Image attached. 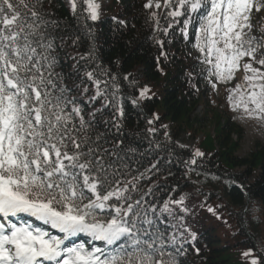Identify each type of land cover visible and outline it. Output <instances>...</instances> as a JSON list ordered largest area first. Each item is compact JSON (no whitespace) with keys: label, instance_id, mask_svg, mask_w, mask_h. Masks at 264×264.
<instances>
[{"label":"snow or ice","instance_id":"obj_1","mask_svg":"<svg viewBox=\"0 0 264 264\" xmlns=\"http://www.w3.org/2000/svg\"><path fill=\"white\" fill-rule=\"evenodd\" d=\"M66 5L94 41L87 21L100 18L98 0ZM60 7L59 0H0V264H183L185 244L197 240L185 197L157 205L146 199L152 188L133 195L157 165L133 174L120 77L97 62L94 43L63 71L61 48L69 40L78 47L79 36ZM142 7L154 32L179 28L213 90L242 74L225 88L226 102L264 125V28L253 23L264 0H146ZM123 79L135 85L131 74ZM150 91L141 88L133 105ZM158 120L153 114L148 124ZM204 156L196 149L186 167L194 170ZM230 184L249 194L238 178ZM219 208L207 211L223 220ZM242 256L264 264L252 248Z\"/></svg>","mask_w":264,"mask_h":264},{"label":"trees","instance_id":"obj_2","mask_svg":"<svg viewBox=\"0 0 264 264\" xmlns=\"http://www.w3.org/2000/svg\"><path fill=\"white\" fill-rule=\"evenodd\" d=\"M59 2L58 14L79 36L78 47L69 40L61 48L63 71H72L75 60L71 57L87 52L94 43L97 62L120 77L125 112L121 132L125 143L136 149L127 156L133 174L157 165L146 173L149 178L141 181L140 192L133 195L138 198L152 188L146 199L157 205L171 197H185L189 209L186 222L197 233V240L185 244L187 254L179 257L183 264H248L242 252L249 248L264 256V146L256 142L246 156L237 154L244 132L229 112L220 108L221 100L201 115L193 114L205 102L195 94L204 76L199 75V53L187 52L192 44L183 39L179 28L170 30L168 36L154 32L142 7L144 0H110L96 22L87 21L94 41L83 27L84 21L74 20L66 3ZM260 17L264 14L253 17L257 30L264 28ZM154 36L163 43H156ZM127 74L135 85L123 79ZM145 86L151 90L150 98L133 105L132 100ZM153 114L159 120L150 125ZM153 127L157 131L149 132ZM182 132L199 138L191 146H183L177 142ZM196 149L205 156L197 158L190 171L186 162ZM235 178L249 190L247 196L238 184H230ZM217 205L223 220L207 211Z\"/></svg>","mask_w":264,"mask_h":264},{"label":"rangeland","instance_id":"obj_3","mask_svg":"<svg viewBox=\"0 0 264 264\" xmlns=\"http://www.w3.org/2000/svg\"><path fill=\"white\" fill-rule=\"evenodd\" d=\"M146 1V0H144ZM101 5V9H105L110 0H98ZM100 9V10H101ZM189 51L193 54L197 55V52L192 48H188ZM188 51V50H187ZM236 82H242V74H237L236 81L233 85L225 86V85H217V89L213 90L211 85L204 78L201 82L200 88L196 91V96L201 95L204 97V105L197 106L193 114L201 115L205 110H209L208 107H215L216 101L221 100L220 108L226 109L231 117V120L238 124L243 129V137L240 144V149L237 154L240 156H246L252 149L256 142H259L264 146V125H262L261 121L255 118H248L243 115L241 111L233 112L231 108H229L226 102V87H234ZM199 136L187 135L186 132L180 133L178 136L177 142L183 146H191L194 142L198 140Z\"/></svg>","mask_w":264,"mask_h":264}]
</instances>
